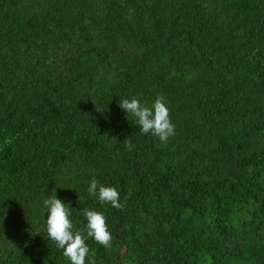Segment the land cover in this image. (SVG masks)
Returning a JSON list of instances; mask_svg holds the SVG:
<instances>
[{
    "label": "trees",
    "instance_id": "16d2710c",
    "mask_svg": "<svg viewBox=\"0 0 264 264\" xmlns=\"http://www.w3.org/2000/svg\"><path fill=\"white\" fill-rule=\"evenodd\" d=\"M157 95L167 144L119 107ZM53 189L85 264H264V0H0V264H70Z\"/></svg>",
    "mask_w": 264,
    "mask_h": 264
},
{
    "label": "clouds",
    "instance_id": "9594fccd",
    "mask_svg": "<svg viewBox=\"0 0 264 264\" xmlns=\"http://www.w3.org/2000/svg\"><path fill=\"white\" fill-rule=\"evenodd\" d=\"M119 107L126 112L127 116L131 115L136 119L141 133H151L164 144H167L169 139L176 134L175 125L170 119L169 109L162 95L156 96L151 107L142 105L135 97L120 100ZM123 143L128 151L134 147L130 138L125 139ZM53 192V195L43 201L45 213H48L47 220H45L47 237L58 249L63 250V255L70 261V264H85L89 254V247L85 242L88 238L94 239L106 249H111L112 234L108 230L103 213L88 208L83 209L82 214L86 219V226L73 231V224L69 218L70 208L56 197L55 189ZM87 192L90 196L98 198L102 205L109 204L118 210L123 208L119 202L120 194L117 189L100 184L95 177L91 179Z\"/></svg>",
    "mask_w": 264,
    "mask_h": 264
}]
</instances>
